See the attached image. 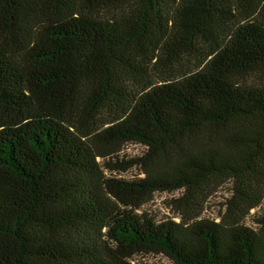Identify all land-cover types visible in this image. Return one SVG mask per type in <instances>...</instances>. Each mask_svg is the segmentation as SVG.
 I'll use <instances>...</instances> for the list:
<instances>
[{"label":"trees","instance_id":"obj_1","mask_svg":"<svg viewBox=\"0 0 264 264\" xmlns=\"http://www.w3.org/2000/svg\"><path fill=\"white\" fill-rule=\"evenodd\" d=\"M258 71L264 0H0V264H264ZM226 175L256 230L139 210Z\"/></svg>","mask_w":264,"mask_h":264},{"label":"rangeland","instance_id":"obj_2","mask_svg":"<svg viewBox=\"0 0 264 264\" xmlns=\"http://www.w3.org/2000/svg\"><path fill=\"white\" fill-rule=\"evenodd\" d=\"M197 62L192 55H186L181 60L177 68L169 70L167 76L174 75L178 77L181 73L195 70ZM164 73L152 72L151 79L153 81L160 80ZM248 81L264 82V72L258 71L248 77ZM135 84V82H132ZM144 148L139 145L128 144L124 146L122 154L128 156H141ZM253 170H245L250 174V179L253 185H259L264 182L263 168L253 166ZM114 175L121 178H142L144 175L139 166L133 167L126 172H113ZM236 179L231 175L217 176L212 181H209L207 186L201 193L197 195L188 194L183 190L174 191H155L143 197L145 203L139 208L140 212L152 214L158 219L171 218L176 222L188 224L196 219H210L219 223L231 224L241 222L247 226L256 228V225L251 219L253 211L245 214L243 209L235 208V205L240 203L239 193L237 191ZM129 264H172L171 260L162 253L153 251H141L132 255L131 259H127Z\"/></svg>","mask_w":264,"mask_h":264}]
</instances>
